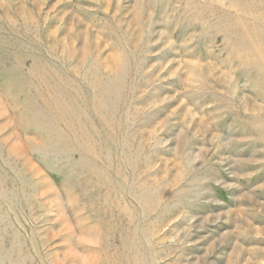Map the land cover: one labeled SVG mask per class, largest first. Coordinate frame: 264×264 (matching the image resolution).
<instances>
[{
	"label": "rangeland",
	"instance_id": "374dc122",
	"mask_svg": "<svg viewBox=\"0 0 264 264\" xmlns=\"http://www.w3.org/2000/svg\"><path fill=\"white\" fill-rule=\"evenodd\" d=\"M0 264H264V0H0Z\"/></svg>",
	"mask_w": 264,
	"mask_h": 264
}]
</instances>
